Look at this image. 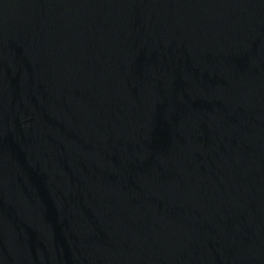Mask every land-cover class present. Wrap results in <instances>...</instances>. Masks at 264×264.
<instances>
[{
  "label": "water",
  "instance_id": "1",
  "mask_svg": "<svg viewBox=\"0 0 264 264\" xmlns=\"http://www.w3.org/2000/svg\"><path fill=\"white\" fill-rule=\"evenodd\" d=\"M0 264H264V0H0Z\"/></svg>",
  "mask_w": 264,
  "mask_h": 264
}]
</instances>
